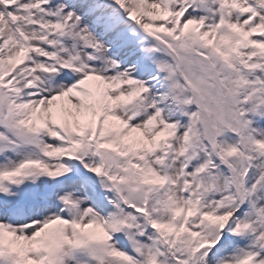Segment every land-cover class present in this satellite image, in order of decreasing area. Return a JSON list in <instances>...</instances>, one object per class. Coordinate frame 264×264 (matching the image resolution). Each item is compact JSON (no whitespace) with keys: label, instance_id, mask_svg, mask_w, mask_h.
I'll return each mask as SVG.
<instances>
[{"label":"snow or ice","instance_id":"snow-or-ice-1","mask_svg":"<svg viewBox=\"0 0 264 264\" xmlns=\"http://www.w3.org/2000/svg\"><path fill=\"white\" fill-rule=\"evenodd\" d=\"M0 264H264V0H0Z\"/></svg>","mask_w":264,"mask_h":264}]
</instances>
